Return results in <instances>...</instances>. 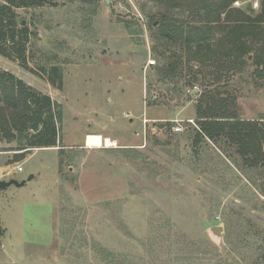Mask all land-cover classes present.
I'll use <instances>...</instances> for the list:
<instances>
[{"label":"rangeland","instance_id":"1","mask_svg":"<svg viewBox=\"0 0 264 264\" xmlns=\"http://www.w3.org/2000/svg\"><path fill=\"white\" fill-rule=\"evenodd\" d=\"M54 3L14 9L29 32L26 66L16 48L0 54L2 69L59 103L65 148L59 167V145L14 161L23 150L0 141V178L34 175L0 189V264H264V165H247L223 139L196 149L191 139L201 94L228 97L243 119L264 116L255 49L242 65L222 40L196 63L185 49L153 50L142 13L156 11L153 0ZM231 7L227 23L237 8L255 17L261 0ZM175 55L178 83L160 80L156 66ZM90 133L113 145L87 146Z\"/></svg>","mask_w":264,"mask_h":264},{"label":"trees","instance_id":"2","mask_svg":"<svg viewBox=\"0 0 264 264\" xmlns=\"http://www.w3.org/2000/svg\"><path fill=\"white\" fill-rule=\"evenodd\" d=\"M153 1L156 11H146L143 6L142 13L150 26L154 51L158 45L166 49L177 47L185 49L190 54V60L203 63L206 56L214 54L222 40L228 41L231 45L226 53L227 59L233 57V61L238 60L243 65L248 54L255 49L253 62L257 65V72L264 75V39L256 40L258 31L264 29V0H261L260 13L255 17L237 8L239 16L232 23L227 22L232 10L231 3L235 0H191L193 7L188 6L187 0ZM47 3L55 4L54 0L0 1L1 55L13 58L15 56L9 49L16 48V59L26 66L25 49L29 32L22 23L19 26L14 9ZM217 33L221 35L217 36ZM251 42H256V48ZM181 59L182 56L175 55L161 60L155 74L160 80L178 83L176 69ZM58 70L56 66L51 67L52 83ZM195 106L196 119L191 138L195 149L202 140L217 142L223 139L235 148V152L247 165H264V116L243 119L228 97L208 94H201ZM61 121L60 105L49 94L31 89L21 78L0 67V141H15L16 147L8 150H23L14 153V161L22 158L30 147L59 145L61 167L64 160L61 154L65 151L58 127ZM170 122L166 123L168 129L173 124ZM231 159L234 165L240 166L232 155ZM2 234L3 229L0 227V246ZM117 264L125 262L119 261Z\"/></svg>","mask_w":264,"mask_h":264},{"label":"water","instance_id":"3","mask_svg":"<svg viewBox=\"0 0 264 264\" xmlns=\"http://www.w3.org/2000/svg\"><path fill=\"white\" fill-rule=\"evenodd\" d=\"M34 178V175L31 174L29 175L27 178L24 179H17V178H9V179H2L0 178V189H5L7 187H9L10 185L14 184L16 186H22L24 185L27 181L31 180ZM210 230L216 235V236H220L221 232L223 230V226L222 225H212L210 227Z\"/></svg>","mask_w":264,"mask_h":264},{"label":"bare ground","instance_id":"4","mask_svg":"<svg viewBox=\"0 0 264 264\" xmlns=\"http://www.w3.org/2000/svg\"><path fill=\"white\" fill-rule=\"evenodd\" d=\"M86 145L89 147H100L102 144L110 146L113 144L109 137L100 136V134L90 133L86 136Z\"/></svg>","mask_w":264,"mask_h":264},{"label":"built area","instance_id":"5","mask_svg":"<svg viewBox=\"0 0 264 264\" xmlns=\"http://www.w3.org/2000/svg\"><path fill=\"white\" fill-rule=\"evenodd\" d=\"M151 63H154L155 61L154 60H152V61H150ZM193 90H197V86H194L193 88H188L187 89V91L188 92H191V91H193ZM172 129L174 130V131H180V130H182V127L180 126V125H177V126H173L172 127ZM115 144V143H114ZM113 145V144H112ZM17 170H22V167L19 165V166H17V168H16Z\"/></svg>","mask_w":264,"mask_h":264}]
</instances>
